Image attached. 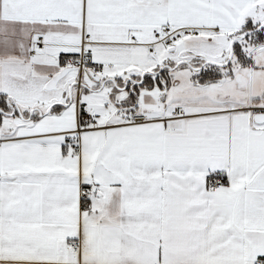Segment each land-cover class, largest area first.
<instances>
[{"label": "snow or ice", "instance_id": "snow-or-ice-1", "mask_svg": "<svg viewBox=\"0 0 264 264\" xmlns=\"http://www.w3.org/2000/svg\"><path fill=\"white\" fill-rule=\"evenodd\" d=\"M0 264H264V0H0Z\"/></svg>", "mask_w": 264, "mask_h": 264}]
</instances>
